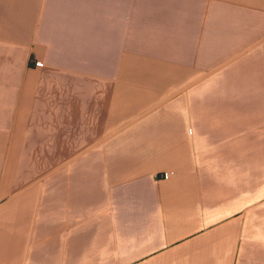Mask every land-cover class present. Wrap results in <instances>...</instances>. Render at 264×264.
<instances>
[{"label":"crops","instance_id":"obj_1","mask_svg":"<svg viewBox=\"0 0 264 264\" xmlns=\"http://www.w3.org/2000/svg\"><path fill=\"white\" fill-rule=\"evenodd\" d=\"M0 264H264V0H0Z\"/></svg>","mask_w":264,"mask_h":264},{"label":"built area","instance_id":"obj_2","mask_svg":"<svg viewBox=\"0 0 264 264\" xmlns=\"http://www.w3.org/2000/svg\"><path fill=\"white\" fill-rule=\"evenodd\" d=\"M36 66H43V64L41 62H35Z\"/></svg>","mask_w":264,"mask_h":264}]
</instances>
